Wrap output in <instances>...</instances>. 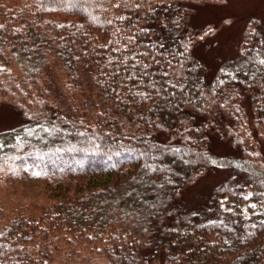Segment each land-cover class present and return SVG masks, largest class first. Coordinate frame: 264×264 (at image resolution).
<instances>
[{
	"label": "trees",
	"instance_id": "16d2710c",
	"mask_svg": "<svg viewBox=\"0 0 264 264\" xmlns=\"http://www.w3.org/2000/svg\"><path fill=\"white\" fill-rule=\"evenodd\" d=\"M226 2L0 0V264H264V14L216 49Z\"/></svg>",
	"mask_w": 264,
	"mask_h": 264
},
{
	"label": "rangeland",
	"instance_id": "374dc122",
	"mask_svg": "<svg viewBox=\"0 0 264 264\" xmlns=\"http://www.w3.org/2000/svg\"><path fill=\"white\" fill-rule=\"evenodd\" d=\"M262 13L264 14V0H227L223 6L202 8L197 17L213 22L210 25V29L214 33L212 40L218 42L216 49L220 47L229 49V45H232V42L238 37L246 20L252 15H262ZM223 51L225 52V50ZM211 179L210 177L201 179L190 190V195L200 191L211 182ZM85 259L87 264H102L99 257L87 256Z\"/></svg>",
	"mask_w": 264,
	"mask_h": 264
}]
</instances>
